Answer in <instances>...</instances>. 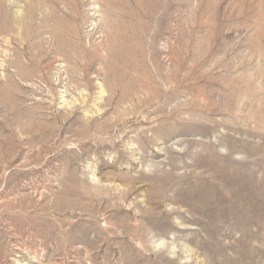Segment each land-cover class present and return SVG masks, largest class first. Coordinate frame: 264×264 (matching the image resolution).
Wrapping results in <instances>:
<instances>
[{"label": "rangeland", "instance_id": "1", "mask_svg": "<svg viewBox=\"0 0 264 264\" xmlns=\"http://www.w3.org/2000/svg\"><path fill=\"white\" fill-rule=\"evenodd\" d=\"M0 264H264V0H0Z\"/></svg>", "mask_w": 264, "mask_h": 264}]
</instances>
